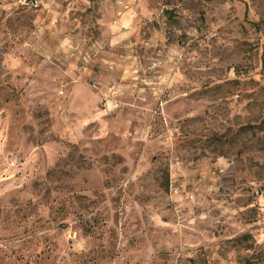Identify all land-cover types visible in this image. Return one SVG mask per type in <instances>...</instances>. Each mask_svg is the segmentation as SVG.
<instances>
[{"label": "rangeland", "instance_id": "obj_1", "mask_svg": "<svg viewBox=\"0 0 264 264\" xmlns=\"http://www.w3.org/2000/svg\"><path fill=\"white\" fill-rule=\"evenodd\" d=\"M26 1L0 0V264H264V0Z\"/></svg>", "mask_w": 264, "mask_h": 264}, {"label": "crops", "instance_id": "obj_2", "mask_svg": "<svg viewBox=\"0 0 264 264\" xmlns=\"http://www.w3.org/2000/svg\"><path fill=\"white\" fill-rule=\"evenodd\" d=\"M62 5V4H61ZM132 11V9H131V7L129 6V7H127V8H125V9H123V11H121L122 12V18L124 19V18H126V15L128 14V13H130ZM56 12V11H55ZM57 13V12H56ZM128 22V21H127ZM124 33H126V31L124 32Z\"/></svg>", "mask_w": 264, "mask_h": 264}, {"label": "water", "instance_id": "obj_3", "mask_svg": "<svg viewBox=\"0 0 264 264\" xmlns=\"http://www.w3.org/2000/svg\"><path fill=\"white\" fill-rule=\"evenodd\" d=\"M26 2H27V3H29V2H33V4H35V3H36V1H35V0H27Z\"/></svg>", "mask_w": 264, "mask_h": 264}]
</instances>
